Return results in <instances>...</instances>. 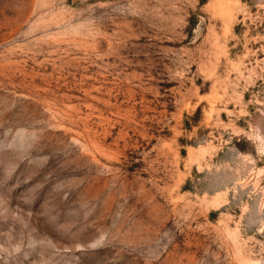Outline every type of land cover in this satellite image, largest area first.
I'll return each instance as SVG.
<instances>
[{
	"label": "rangeland",
	"instance_id": "obj_1",
	"mask_svg": "<svg viewBox=\"0 0 264 264\" xmlns=\"http://www.w3.org/2000/svg\"><path fill=\"white\" fill-rule=\"evenodd\" d=\"M0 264H264V0H0Z\"/></svg>",
	"mask_w": 264,
	"mask_h": 264
}]
</instances>
